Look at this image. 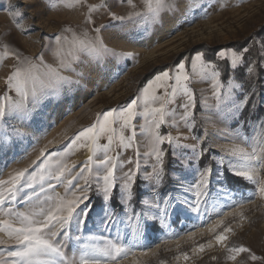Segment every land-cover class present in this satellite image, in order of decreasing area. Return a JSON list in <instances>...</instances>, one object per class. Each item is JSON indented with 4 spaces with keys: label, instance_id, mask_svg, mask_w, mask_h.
<instances>
[{
    "label": "snow or ice",
    "instance_id": "obj_1",
    "mask_svg": "<svg viewBox=\"0 0 264 264\" xmlns=\"http://www.w3.org/2000/svg\"><path fill=\"white\" fill-rule=\"evenodd\" d=\"M41 2L46 11H79L83 19L78 25L66 23L55 33L42 34L40 51L27 54L12 29L31 37L36 25L27 22L25 9L33 5L15 0L5 9L12 27L0 33V69H7L0 77L5 84L0 94V151L11 144L13 133L23 135L8 130L9 120L28 118L59 102L107 58L134 55L109 47L103 32L110 25L98 24L94 16L106 13L113 21H138L147 29L162 24L165 13L177 11L176 0H116L128 9L124 14L113 11L110 0ZM255 45L259 52L252 57ZM216 57L214 62L197 52L190 60L185 57L164 68L128 103L96 113L92 123L71 136L49 140L24 167L0 178V264H122L129 254L146 247L139 220H156L157 215L151 214L155 213L163 225L181 203L198 216L219 217L208 230L223 248L225 260L246 264L237 260L244 253L247 261L264 264V256L230 239L236 234L232 225L237 218L248 219L246 205H255L259 198L262 203L257 208L264 207V115L259 114L264 111V39L253 37L239 49H220ZM218 61L228 66L226 80ZM241 68L242 78H237ZM194 78L210 81L214 104L207 97L197 98L191 87ZM205 113H212L224 127ZM137 118L142 121L139 125ZM162 127L176 128L177 133L162 132ZM138 136L143 137V152ZM213 138L229 141L230 146L216 145ZM81 150L86 158L71 161ZM128 150L134 156L122 159ZM240 181L242 187H233ZM140 182L150 188V196L139 195ZM167 184L173 189L162 195ZM214 185L219 186L215 191ZM175 193L190 194L192 199L180 201ZM117 206L137 222L131 238L119 229L115 234L111 231L119 222ZM224 208L236 211L224 212ZM94 212L101 231L85 234ZM211 247L213 240L196 245L192 253ZM181 258L188 261L189 253L175 257Z\"/></svg>",
    "mask_w": 264,
    "mask_h": 264
},
{
    "label": "rangeland",
    "instance_id": "obj_2",
    "mask_svg": "<svg viewBox=\"0 0 264 264\" xmlns=\"http://www.w3.org/2000/svg\"><path fill=\"white\" fill-rule=\"evenodd\" d=\"M89 2L97 3L98 0H89ZM10 3H15V0H0V33L12 27L5 11L9 9ZM23 3L33 5L26 8L25 12L29 18L27 22L35 23L36 31L31 33V37L19 34L14 28L12 33L16 42L27 54H36L40 51L42 34L55 33L66 23L78 25L83 19L79 11L67 9L46 11L41 0H23ZM110 3L112 10L118 14H124L128 10L123 4L118 6L116 0H110ZM176 8L177 11L174 13L164 14L162 24L147 29L138 21L123 23L113 21L106 13L94 16L98 24L110 25L103 32L105 43L109 47L117 52H130L134 55L107 58L96 71L88 73L87 78L82 80L80 85H74L67 96L59 102L50 103L45 109L34 112L28 118L9 120L8 130L15 129L23 135L13 133L11 144L0 151V168H3V176L0 178H5L13 168L24 167L35 158L39 149L49 140H60L63 134L71 136L81 126L92 123L96 113L128 103L147 83L137 88L140 78L152 68L172 64L181 55V59L188 57L190 60L198 52L191 53L190 50L198 45H202L200 48L206 52L215 51L216 57L220 49L232 48L228 46L229 44L241 46L253 37L258 40L264 39V34H261L264 30V0H176ZM33 16L37 17L34 21L31 19ZM254 47L258 53L259 46ZM6 71L7 69H0V77H3ZM191 87L198 99L203 96L209 98L210 104L215 103L211 98L210 81L194 78ZM4 89V81L0 79V94ZM134 92L135 95H132ZM197 113H200L199 108ZM205 114L211 116L218 127H224L212 113ZM259 114L264 115V111ZM141 122L139 118L135 121L137 125ZM209 130L211 131V128ZM161 131H170L173 135L177 133L176 128L162 127ZM180 131L187 134L186 128H181ZM137 139L141 142L140 151H145L143 137L138 136ZM105 142L101 141V143ZM213 143L230 146L229 141L222 139L213 138ZM129 156H134L133 150H128L121 158L127 159ZM85 158L86 153L81 150L73 154L70 160L79 162ZM5 164L7 167H4ZM216 187L219 186L214 185L213 191ZM233 187L242 186L234 184ZM172 189L173 185L167 184L161 190V194L171 192ZM58 190L62 191V189ZM138 192L141 197L150 196V188L143 182H140ZM175 195L180 201L192 199L190 194L175 193ZM93 202L99 205L95 196ZM261 203L257 198L255 205L245 206L244 211L248 219L239 221L237 218L232 225L236 234L230 238L233 244H243L258 256H264V207L257 208ZM136 209L140 210L138 203ZM116 211L119 222L111 229L112 233L115 234L116 229H119L122 235L127 234L131 238L133 226L137 224L136 220L130 221L119 206ZM230 211L236 209L224 208V212ZM97 212H94L88 221L84 229L85 234H98L101 231L97 225ZM151 214L157 215V219L149 221L141 219L137 225L144 233L141 243L146 247L137 249L134 256L129 254L122 264H160L161 261H164V264H234L224 259L223 248L215 244L214 234L208 230L219 218L218 216L208 213L198 216L187 211L182 203L177 204L175 211L169 213L163 225L158 214ZM227 219L231 220V217ZM237 224H242V227H237ZM209 240H213V247L206 248L199 254L192 253L196 245L206 244ZM145 251L147 254H143ZM181 252H188L190 259L184 261L181 258L177 261L175 257ZM237 260L246 261V264H259V262L247 261L244 253H241Z\"/></svg>",
    "mask_w": 264,
    "mask_h": 264
},
{
    "label": "trees",
    "instance_id": "obj_3",
    "mask_svg": "<svg viewBox=\"0 0 264 264\" xmlns=\"http://www.w3.org/2000/svg\"><path fill=\"white\" fill-rule=\"evenodd\" d=\"M261 34H264V30L261 32ZM253 35H255V34H253ZM250 40H248L245 44H241V46H239L237 44H234V43L229 44L228 46H230V47H232L234 49H239V48L243 47L244 45L249 44V41ZM201 46L198 45V46L193 47L190 50V51H192L191 53H194V52H197V51L198 52L199 51L204 52L205 53V59L212 60L214 62H217V58L215 57V53H214L215 51L206 52L205 50H203L202 48H200ZM214 50H216V49L214 48ZM250 55L252 57H255L257 55V50H256V48L254 46H252V51H251ZM181 58H182V55L179 56L178 59L175 62H173L172 64L171 63H169V64H163V65L156 66V67L152 68L151 70H149L147 73H145L140 78V80H139V82L137 84V88L141 87L145 82H147L150 78H152V76H154L157 72L164 70V68H166V67L174 66L176 63H178L180 61ZM218 63H220L221 67L224 69V72L222 74V79L226 80L227 79V74H228V66H227L226 62H223V61H218ZM243 71H244V69H242V68L241 69H238L236 71V73H235L236 77L237 78H242ZM132 95H135V92L132 93ZM126 100L127 99H125V101ZM235 185L243 186V182L242 181L237 182ZM97 203H98V200H97ZM117 208H118V206H117Z\"/></svg>",
    "mask_w": 264,
    "mask_h": 264
}]
</instances>
